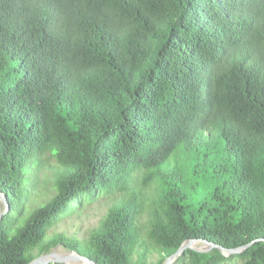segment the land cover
<instances>
[{"label": "trees", "instance_id": "1", "mask_svg": "<svg viewBox=\"0 0 264 264\" xmlns=\"http://www.w3.org/2000/svg\"><path fill=\"white\" fill-rule=\"evenodd\" d=\"M0 191V264H264V0H0Z\"/></svg>", "mask_w": 264, "mask_h": 264}, {"label": "rangeland", "instance_id": "2", "mask_svg": "<svg viewBox=\"0 0 264 264\" xmlns=\"http://www.w3.org/2000/svg\"><path fill=\"white\" fill-rule=\"evenodd\" d=\"M111 201L110 194H108L104 190H99L95 193H84L81 195V198L73 208L69 211H67L64 214V217L62 218L63 221H61L60 226H70L73 224V221H77L80 218H83L81 222L77 221V225L80 226V224H83V230L82 232L86 231L90 226H93L97 223L98 219L106 212L108 205ZM76 214H82L80 217L75 216ZM60 222L57 221L53 223L50 228L52 230V227L54 225ZM80 228V227H79ZM52 230L51 232H53ZM51 232L49 234V237L51 236ZM80 232V231H78ZM197 247H202L204 244L202 242H196L194 243ZM52 252H56L58 255L65 256L70 254L71 250L60 245L51 250ZM228 257L230 259L222 262L221 264H242L243 259L240 257L235 256V254H231ZM181 256H179L172 264H188L187 259H184V261H180ZM70 264H88L86 260L79 256H70L69 258ZM60 263V262H59ZM50 264H57V263H50Z\"/></svg>", "mask_w": 264, "mask_h": 264}, {"label": "water", "instance_id": "3", "mask_svg": "<svg viewBox=\"0 0 264 264\" xmlns=\"http://www.w3.org/2000/svg\"><path fill=\"white\" fill-rule=\"evenodd\" d=\"M0 202H1V209H0V220L3 218V216L5 214H7V212L10 209V203L8 201L7 195L4 194L2 191H0ZM196 242H202L204 244V246L202 247H197L194 245V243ZM247 246H242V247H237V248H226L223 247L221 245L215 244L213 242H209L207 240H203V239H189L187 241H185L181 247L173 254L171 255L169 258H167L165 260V262L163 264H172L179 256H182V254L184 253V251L188 248H192L196 251L199 252H208L213 248H219L223 254L225 256H229L231 254H237V253H241L243 252ZM70 256H79L81 258H83L84 260H86V262L88 264H101L96 262L95 260L77 252L74 250H71L70 254L65 255V256H61L58 255L56 252H49V253H44L41 254L40 256H38L37 258L33 259L31 262H29L28 264H50V263H65V264H70L69 262V258Z\"/></svg>", "mask_w": 264, "mask_h": 264}]
</instances>
